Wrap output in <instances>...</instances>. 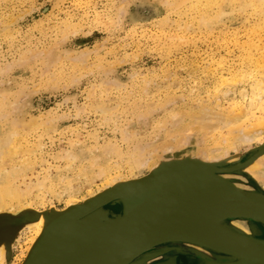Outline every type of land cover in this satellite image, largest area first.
<instances>
[{"label": "rangeland", "instance_id": "374dc122", "mask_svg": "<svg viewBox=\"0 0 264 264\" xmlns=\"http://www.w3.org/2000/svg\"><path fill=\"white\" fill-rule=\"evenodd\" d=\"M247 1L0 0V214L18 215L0 223L20 228L0 264H22L38 211L147 177L156 161L211 160L264 193L245 167L264 160V127L244 140L238 126L264 117V15ZM243 219L223 224L247 231ZM168 243L183 241L139 256Z\"/></svg>", "mask_w": 264, "mask_h": 264}, {"label": "water", "instance_id": "95a60500", "mask_svg": "<svg viewBox=\"0 0 264 264\" xmlns=\"http://www.w3.org/2000/svg\"><path fill=\"white\" fill-rule=\"evenodd\" d=\"M262 149L264 151V146ZM189 161L186 159L180 162ZM204 165L208 168L210 166L208 163ZM217 170L220 171L219 168ZM103 193L104 195L91 202L87 200L68 207L63 212L53 210L47 214L44 231L23 264H38L45 244H56L57 229L78 222L82 227L78 231L81 236L76 238L77 244L66 250V258L91 256L94 258L92 264H130L158 243L185 241L178 235L168 233L182 208L198 199L231 201L251 211L255 221L264 222V193L237 188L217 173L205 170L172 169L166 173L151 172L141 179L120 182ZM107 206L118 207V211L104 209ZM17 216L4 213L0 214V219ZM231 216L245 217L248 214L237 213ZM5 222L2 220L0 223V233L9 234L6 237L5 253L7 259H10L12 242L20 228L8 224L4 226ZM67 237L63 243L65 247L59 245L57 248L68 247L71 240ZM256 242L257 251L254 255L246 258L235 255L234 261L222 264H264V239ZM149 244L151 245L147 247Z\"/></svg>", "mask_w": 264, "mask_h": 264}, {"label": "bare ground", "instance_id": "6f19581e", "mask_svg": "<svg viewBox=\"0 0 264 264\" xmlns=\"http://www.w3.org/2000/svg\"><path fill=\"white\" fill-rule=\"evenodd\" d=\"M247 4L254 6L258 11L263 12V15H264V0H249L247 1ZM262 54L264 55V52ZM260 64L264 65V62L257 61L255 65H257L256 67L258 68L259 67L258 65ZM262 69H264V67ZM259 107H260L259 110L261 111V113L264 114V93L263 92L259 94ZM235 113H238L237 110L234 112L233 116H230V115L226 116L228 123H230L229 121L233 122L234 120L238 121V119H242L241 115H237ZM257 113L253 111L250 116L243 118L242 121L240 120L241 122L238 126L240 128L241 125H244L243 126L244 140L245 138L248 139L249 137H251L249 136V133L253 134L254 132L260 131L261 128L263 129L264 127V119H263L264 117H262L261 115ZM229 116H230V119H228ZM229 133L231 134L230 131ZM232 133L235 134L234 132ZM233 134L230 135L229 137L226 136L227 138L224 137V139L228 141L229 144H230V141H233V139L236 137L235 135L233 136ZM186 159L192 162L190 161L180 162ZM139 161L140 160L134 163L135 166L138 167L142 164V162H139ZM165 161H156L152 165L151 172L156 174V173H166L172 169L173 170L191 169V170H205L212 174L214 173L216 174L219 171L217 170L218 167L215 166L211 160L210 161L208 160L209 162H207L208 164H210L208 168L207 166L205 167L204 165V163H206L207 160L200 159L196 156L191 157V155L185 159H178L175 157L170 160L167 159L168 162H165ZM176 162H179V163H176ZM261 164H262V167H261ZM245 167H246L247 172L253 175L255 178L259 180H264V160L263 162L262 161H258V162L251 161L250 164L246 165ZM218 175L226 179L230 184L235 185L237 188L256 192V193L260 192L259 190H256L255 188L246 189L242 187V182H240V180L228 178L226 177V175H221V174H218ZM118 183H120V180L114 182L112 185H117ZM107 189H105L104 191H106ZM104 191L97 192L96 194L87 198L85 202L87 200L88 201L90 200L91 202L93 201V199L95 198L97 199L98 197H101L102 195H104L103 193ZM75 205L76 203L69 202L68 207H73ZM53 210L54 209L49 210V211H42L40 213H38L39 211L37 212L38 221L29 226L30 232L27 237L26 247L22 251L23 255L21 256V258H18L19 260H22L25 256L26 257L23 260L24 261L26 260L30 249H32L31 247H33L36 240L41 236L42 232L44 231V227L46 225L47 214H50L51 212H53ZM24 211L26 213L29 212L28 209L26 208ZM54 211H57V210H54ZM63 211L60 210L58 212H63ZM237 213L248 214V216H245V217H248V219L255 221L253 219V213L251 211L231 201L222 200V199H198V200H195L193 202L186 204L182 208V210L178 213L177 217L175 218L176 219L175 223L170 227V232L168 233V235H174V236L178 235L182 237L185 240L183 241V243L189 245L190 247H194L192 248L194 250L198 248L200 249V251L205 250V251L216 253L217 255H222L226 257L235 256V255H239L240 258L250 257L254 255V253L257 251L255 249H256V243H257L256 241H258V238H255L252 234L243 232L242 230H244V228L242 227L240 228L239 226L237 227V225L235 224L230 225V226L223 224V220L234 218L231 215L237 214ZM24 214H22L21 218L23 217ZM257 222L261 223L264 226V222L262 221H257ZM81 228L82 227L78 222L74 225L71 224L70 226H67L66 228L60 227V229H57V233H55V239H56L55 243L56 244L55 245L54 244L51 245V243L45 244L46 246L41 250L43 254L41 255V259L38 262V264H92L93 262L92 259L94 258H91V256H83V257L80 256V257L70 259V258H66L64 255L66 250H68L72 245L77 244L76 238L81 236L79 235L80 232L78 233L79 229ZM245 230H247V232L250 231L249 229H245ZM8 235H9L8 233H0V261H3L6 258L5 245L7 241L6 237H9ZM66 237L71 240L68 247L64 249L57 248L59 245H63L64 241H66L65 239ZM49 239L53 240V238H49ZM50 240H48L47 242H50ZM150 245L151 244H149L147 247H149ZM63 247L65 246L63 245ZM24 261L22 262V264L24 263Z\"/></svg>", "mask_w": 264, "mask_h": 264}, {"label": "flooded vegetation", "instance_id": "af4514ba", "mask_svg": "<svg viewBox=\"0 0 264 264\" xmlns=\"http://www.w3.org/2000/svg\"><path fill=\"white\" fill-rule=\"evenodd\" d=\"M250 183L254 185L251 188H255L256 190H258L256 188L257 182L255 179H253V181H250ZM235 219H238V218H235ZM243 220H245L246 226L250 231L247 232L242 229L241 230L245 233H249L255 236L256 232L259 230L260 224L254 221L251 222V220H248V219H243ZM228 225L230 226L232 224H228ZM192 248L194 247H190L189 245L185 243L183 244L168 243L165 245H160L159 247H155L151 249L150 251L146 252V254L144 253L143 255L139 256L137 259L131 262V264H196V261L198 260L196 259V257L192 255H188V254L185 255L186 251L194 250ZM194 251H196L197 253H208V254L210 253L211 255L215 254V256H222V255H217L216 253H211L205 250L200 251V249L198 248H196ZM223 257H226V256H223Z\"/></svg>", "mask_w": 264, "mask_h": 264}, {"label": "crops", "instance_id": "0c3cea01", "mask_svg": "<svg viewBox=\"0 0 264 264\" xmlns=\"http://www.w3.org/2000/svg\"><path fill=\"white\" fill-rule=\"evenodd\" d=\"M104 209H107V210H109V211H118V209L117 208H115V207H110V206H107V207H105Z\"/></svg>", "mask_w": 264, "mask_h": 264}]
</instances>
